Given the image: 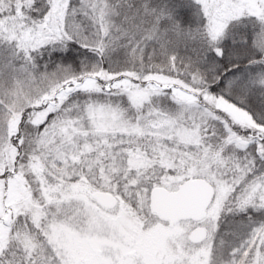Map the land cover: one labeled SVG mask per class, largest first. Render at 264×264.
Here are the masks:
<instances>
[{"label": "snow or ice", "instance_id": "snow-or-ice-1", "mask_svg": "<svg viewBox=\"0 0 264 264\" xmlns=\"http://www.w3.org/2000/svg\"><path fill=\"white\" fill-rule=\"evenodd\" d=\"M0 264H264V0H0Z\"/></svg>", "mask_w": 264, "mask_h": 264}]
</instances>
